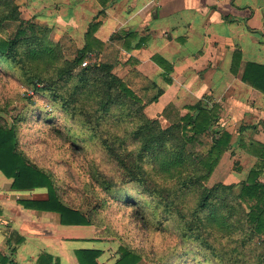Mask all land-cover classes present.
<instances>
[{
    "label": "rangeland",
    "instance_id": "1",
    "mask_svg": "<svg viewBox=\"0 0 264 264\" xmlns=\"http://www.w3.org/2000/svg\"><path fill=\"white\" fill-rule=\"evenodd\" d=\"M8 1L12 4L10 7L4 5L0 8V36L6 39L33 35L42 37L44 44L42 53L35 57L28 54L25 58L28 68L33 72L52 75L56 66H62L65 61L72 62L83 49L85 45V33L83 34L81 30L83 22L79 19H61L65 11L60 5L28 3L27 0ZM13 5L16 6V18H2ZM102 18L103 14L95 17L97 20ZM120 35L122 34L119 32L115 33L112 39L109 37L108 41L103 42L102 49L85 54L83 60L86 64L80 61L74 67L73 74L87 65L110 63L111 71L126 83L142 103H145L142 108L144 116L158 120L161 127L169 126L179 115H171L166 110L162 116L158 109L150 108L153 102L147 101L156 94L158 87L149 78L141 77L131 69L132 64L129 65L126 60L127 54L124 53ZM93 78L94 76L90 74L88 85ZM22 79L23 77H19L9 64L0 61V123L14 128L12 140L15 149L28 164L49 175L59 200L83 215L90 216L88 232L84 230L81 235L86 236L87 241L92 240L95 247H100L101 253L103 252L101 259L103 263L116 260L120 247H124L138 256L136 264H210L208 255L202 253L195 243H183L178 230L172 226L173 220L161 214L163 209L161 201L165 199L162 192L167 189L174 177L181 174L176 170L199 175L206 172L204 169L194 167L190 163L169 173L151 169L146 175L147 184L150 188H157L160 194L149 197L147 191L136 184L125 183L124 187L119 185L122 186L121 192L123 195L135 197V200L114 199L103 190L94 174L99 171V167L104 166L106 173L107 170L110 171L116 180L121 181L120 171L100 148L97 136L90 132L89 127L82 124L83 117L80 114H84L83 111H77L75 116H71L52 99L49 91L28 88ZM51 79V84L58 87L65 96L69 94L74 77ZM37 85L41 88L46 84L39 82ZM91 87L87 88L88 94L91 91L90 94L96 98L95 87ZM213 93H206L201 102L206 106L213 103L222 105L221 109L224 111L220 112L218 122L211 129L219 130L218 133L227 131L230 139L213 171L203 180V184L207 187H212L216 183L229 185L230 188L223 194L227 201L231 202L239 194L252 167L244 162L245 166L242 169V160L237 156L239 151L245 150L239 144L242 126L238 128L239 125H231L229 101H225V104L222 101H213L211 99L214 97ZM88 101L82 104L84 109L91 111L93 104L91 100L89 103ZM182 110L183 113L188 111L185 106ZM95 115L99 116L100 113L97 112ZM94 119H98L101 123L100 128L106 129L111 135L118 134L125 125L111 114ZM213 130L208 129L200 133L193 142L187 143L186 156L195 158L196 155L201 158L218 135ZM235 134H238L236 139L233 138ZM262 173L263 170L258 176L259 181L264 180ZM38 189V196L46 197L47 189L44 187ZM197 191L199 190L193 187L191 191L177 199L175 205L178 208H191L198 198ZM253 241L254 245L264 246V234L255 237Z\"/></svg>",
    "mask_w": 264,
    "mask_h": 264
},
{
    "label": "trees",
    "instance_id": "2",
    "mask_svg": "<svg viewBox=\"0 0 264 264\" xmlns=\"http://www.w3.org/2000/svg\"><path fill=\"white\" fill-rule=\"evenodd\" d=\"M4 5L10 7L12 4L8 0H0V8ZM15 9L16 6L13 5L2 18H16ZM99 14H103V11ZM96 20L89 23L84 35L85 45L78 56L72 62L65 61L62 66H56L52 75L33 72L25 62L28 54L35 57L42 53L43 40L36 35L19 36L14 39L0 36V61H5L19 77L22 76L26 87L42 92L49 91L52 99L71 116H75L77 111L86 114H80L83 117L82 124L89 127L90 132L97 136L100 140V148L113 161L121 174L122 180H116L110 171L107 170L106 173L104 166L99 167V171L94 174L96 181L110 197L135 200V197L123 195L121 192L125 183L136 184L147 191L149 197L160 194L157 188H150L147 184L146 175L151 169L160 173H169L187 163L204 169L206 172L204 174L201 172L199 175L176 170L181 174L174 177L171 184L162 192L165 198L161 201L162 216L171 218L172 226L178 230L182 242L197 244L201 252L208 255L210 264H264V246L253 244L255 237L264 234V180L258 179L264 168V145L246 143L239 134L240 147L257 159L235 198L239 200L233 199L229 202L224 197L223 193L230 188L229 185L216 183L212 187L205 186L203 180L211 174L224 147L229 144L230 134L227 131L218 133L219 130L211 129L220 118L221 106L218 103L206 106L200 100L193 105H186L188 111L184 115L178 116L169 126L161 127L158 120L144 116L142 108L145 103H142L126 83L111 71L110 63L87 65L73 74L74 67L80 61H84L85 54L95 52L104 46V43L94 36L101 24V20ZM121 34L124 47L128 49L137 35L133 32ZM112 38L113 35L110 39ZM143 42L144 38L140 37L134 47H141ZM151 59L165 74L171 72V64L161 56L153 55ZM239 61L240 52L235 51L230 69L232 73L237 72ZM90 74L94 78L88 85ZM64 76L68 79L74 77L67 96L51 84L52 77ZM165 81L171 82L168 77ZM241 81L264 95V64L247 61L242 70ZM39 82L46 85L40 88L37 85ZM90 86L95 87L96 98L90 94L91 91L88 94L87 88ZM162 92V89L158 88L156 94L147 102L156 101ZM87 100H91L93 104L91 111L84 109L82 104ZM97 112L100 113L99 116L95 115ZM107 114H111L118 122L125 123L118 134L111 135L106 129L102 130L101 123L98 119H94ZM208 129L217 132L218 135L206 153L201 158L196 155L195 158L187 157L185 153L187 143L193 142L200 133ZM13 136L14 128L0 123V172L12 179L11 187L14 189L40 187L47 189L45 198L24 200L22 204L27 208L57 213L62 225H90V216H85L60 201L49 175L32 167L17 152L12 140ZM193 187L199 190L195 205L191 208L182 206L178 208L175 201ZM119 252V257L115 258L112 264H136L138 258L136 254L124 247H120ZM76 253L80 264H100L97 257L101 249H80ZM47 262V256H42L41 264Z\"/></svg>",
    "mask_w": 264,
    "mask_h": 264
},
{
    "label": "crops",
    "instance_id": "3",
    "mask_svg": "<svg viewBox=\"0 0 264 264\" xmlns=\"http://www.w3.org/2000/svg\"><path fill=\"white\" fill-rule=\"evenodd\" d=\"M27 1L60 5L65 11L61 19L82 21L83 34L103 11L94 35L102 42L117 32L137 35L128 49L123 39L122 45L131 69L163 91L151 109H158L162 116L166 110L181 116L184 106L214 92L213 101H229L230 123L242 126L245 142L264 145V95L241 81L247 61L264 64V0ZM140 37L144 42L135 48ZM235 51L240 52V61L237 72L232 73ZM153 55L169 62L171 72L165 74L151 59ZM237 156L242 169L244 162L252 167L257 160L245 150ZM11 183L0 172V264H41L42 256H47L46 264H80L78 250L100 249L81 235L88 232L87 225H62L55 212L25 207L24 200L42 199L38 188L14 189ZM102 255L97 257L100 264L114 262L103 263Z\"/></svg>",
    "mask_w": 264,
    "mask_h": 264
},
{
    "label": "built area",
    "instance_id": "4",
    "mask_svg": "<svg viewBox=\"0 0 264 264\" xmlns=\"http://www.w3.org/2000/svg\"><path fill=\"white\" fill-rule=\"evenodd\" d=\"M83 64H86V62H85V61H83Z\"/></svg>",
    "mask_w": 264,
    "mask_h": 264
}]
</instances>
